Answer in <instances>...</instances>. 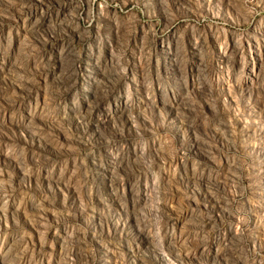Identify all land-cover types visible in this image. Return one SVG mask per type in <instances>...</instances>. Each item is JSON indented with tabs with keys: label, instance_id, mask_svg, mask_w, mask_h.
I'll list each match as a JSON object with an SVG mask.
<instances>
[{
	"label": "rangeland",
	"instance_id": "obj_1",
	"mask_svg": "<svg viewBox=\"0 0 264 264\" xmlns=\"http://www.w3.org/2000/svg\"><path fill=\"white\" fill-rule=\"evenodd\" d=\"M0 264H264V0H0Z\"/></svg>",
	"mask_w": 264,
	"mask_h": 264
}]
</instances>
